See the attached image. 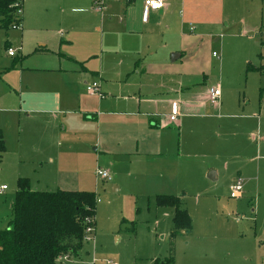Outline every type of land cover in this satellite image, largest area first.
<instances>
[{"label":"rangeland","instance_id":"rangeland-1","mask_svg":"<svg viewBox=\"0 0 264 264\" xmlns=\"http://www.w3.org/2000/svg\"><path fill=\"white\" fill-rule=\"evenodd\" d=\"M183 1L172 9V19L183 14L182 31L155 36L150 45L156 51L140 57L135 50L142 41L136 37L104 43L99 54L93 26L104 15L94 11L92 0L22 2L21 26L0 30L1 230L11 220L17 181L25 178L36 191L96 195L93 240L60 264H160L170 251L173 264H264V0ZM66 31L70 44L59 36ZM34 40L51 53L34 55V46L28 47ZM170 45L179 48L181 59L170 61L168 48H161ZM8 49L15 57L7 56ZM71 55L82 58L76 69ZM182 80L189 88L183 91L203 94L205 109L181 116L170 153L172 176L146 175L126 157L99 154L92 120L76 123L75 142L54 139L45 145L43 130L18 120L15 110L27 84L34 96L43 83L53 82L97 107L85 84L95 83L101 100L160 97ZM215 84L220 97L213 105L203 91ZM112 105L99 106L113 110ZM144 109L163 112L160 105ZM81 132L90 138L83 141ZM80 140L89 148L83 150ZM96 169L108 171L110 181L97 179ZM237 180L242 190L233 199L229 187ZM156 195L178 196L190 229L176 230L173 210L156 206Z\"/></svg>","mask_w":264,"mask_h":264},{"label":"crops","instance_id":"crops-1","mask_svg":"<svg viewBox=\"0 0 264 264\" xmlns=\"http://www.w3.org/2000/svg\"><path fill=\"white\" fill-rule=\"evenodd\" d=\"M163 1L164 7L159 11L148 12L146 14V21L144 22L142 20L143 0H103L105 14L103 13L101 15H104V17L100 18V21L93 26L94 31H97L99 34V54L101 55L104 51V43L114 44L121 39L136 37L142 41L138 43L139 47L135 50L138 57L143 54L150 55L156 51V48L150 45V41L155 36L161 33V35H164L167 32L179 30V28L182 31L183 14H175L176 18H173V20L172 9L174 3L178 2L183 7L184 1ZM59 36L61 38L66 37L65 42L70 44L71 39L68 31L65 34L60 33ZM37 41L34 40L28 44L29 48H33L34 46L32 49L34 55L46 56L51 53L45 45ZM161 48H168V52L171 53V62L183 57L179 52V48H176L174 45H170L169 47L162 46ZM36 50L42 52L34 53ZM71 57L73 60H76L74 62V68L76 69L77 65L82 63V58L74 55H71ZM86 77L87 75H84L81 80ZM216 85L218 84L211 85L210 87ZM187 86L188 80L179 81L173 89L171 88V92L168 95L161 93L160 97H158L159 93H156L150 95L138 94L137 97L120 95V97H104L100 100L97 96L86 93L88 97L96 99L98 104L97 107H90L84 102L82 104L80 97H77L75 93L70 92L67 88L59 87L53 82L43 83L42 90L34 96L29 91L30 86L27 84L26 89L20 95V101L17 104L18 108L15 110L20 117H18V120H26L30 124L37 125L43 130L41 135L47 139L45 145L52 144L55 142L54 139H57L56 142L62 139H66L72 143L75 142V133L73 132L76 128V123L92 120L96 126V135L98 138L94 144L97 150H99V154L106 155L112 153L117 158L126 157L134 161L136 165L141 164L146 175L157 174L161 176L162 173H165L172 176L174 157L170 153L175 146L173 140L175 131H178L182 126L180 121L181 116L188 117L193 111L199 112L205 109L203 94L192 93V90L183 91L189 89ZM207 91L208 89L203 91V93H206V96ZM86 100L88 101L89 98H86ZM120 102H123L122 108H118ZM103 103H111L115 108L113 110L110 108L104 110L99 106ZM173 103L179 108V117L176 122L170 123L166 119V115L170 114ZM149 104L151 106L160 105L163 112L150 113L146 111L144 106ZM49 111L55 112L48 113ZM0 127H3L2 115H0ZM79 136L81 139L85 136L86 138H90L84 132H81ZM101 137L103 138L102 142H98ZM82 140L84 141V139ZM83 141L81 143L80 140L79 146L83 150L86 147L89 148V144ZM127 228L128 226L124 225L122 229L125 230Z\"/></svg>","mask_w":264,"mask_h":264},{"label":"trees","instance_id":"trees-1","mask_svg":"<svg viewBox=\"0 0 264 264\" xmlns=\"http://www.w3.org/2000/svg\"><path fill=\"white\" fill-rule=\"evenodd\" d=\"M23 0H0V30L21 26L18 8ZM42 51L36 50L34 53ZM5 151L0 133V158ZM179 197L157 195L155 204L173 210L176 230L190 229ZM96 195L89 191L31 190L19 178L11 206V220L0 229V264H59L60 256L76 257L83 248L84 220L94 221ZM160 264H173L172 251Z\"/></svg>","mask_w":264,"mask_h":264},{"label":"built area","instance_id":"built-area-1","mask_svg":"<svg viewBox=\"0 0 264 264\" xmlns=\"http://www.w3.org/2000/svg\"><path fill=\"white\" fill-rule=\"evenodd\" d=\"M17 2H20V0H16ZM94 5V11L102 14L104 12V3L102 0H94L93 2ZM164 7V1L163 0H143V15H142V20L145 22L146 21V14L150 11H159ZM17 14L21 15V8L19 7L17 10ZM19 27V26H17ZM14 27V28H17ZM13 28V29H14ZM7 55L9 57L14 56V52L11 50H7ZM216 55L213 54V57ZM85 90L86 93L89 95H95L99 98H102V94L98 90V86L95 83H92L91 85H85ZM220 97V89L219 86H213L209 87L207 91V98L209 102L213 105L217 103ZM179 117V108L178 106L173 103L171 105V111L170 114L166 115V119L170 123H174L177 121ZM95 177L101 181H110V174L108 171H104L102 169H96L95 172ZM4 190V187L0 188V192ZM242 190V184L240 180H237L233 185L229 187V197L230 198H237L239 197L240 193ZM84 231H83V242H89L93 240V235H94V221L92 218H86L84 220ZM69 258L68 256H60L58 258V262H61L62 260H66Z\"/></svg>","mask_w":264,"mask_h":264},{"label":"water","instance_id":"water-1","mask_svg":"<svg viewBox=\"0 0 264 264\" xmlns=\"http://www.w3.org/2000/svg\"><path fill=\"white\" fill-rule=\"evenodd\" d=\"M122 228H124V227H122Z\"/></svg>","mask_w":264,"mask_h":264}]
</instances>
